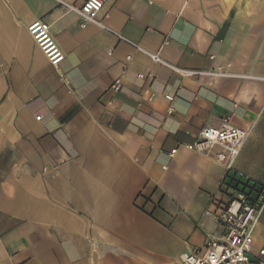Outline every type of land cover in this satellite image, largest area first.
<instances>
[{
	"label": "crops",
	"instance_id": "0c3cea01",
	"mask_svg": "<svg viewBox=\"0 0 264 264\" xmlns=\"http://www.w3.org/2000/svg\"><path fill=\"white\" fill-rule=\"evenodd\" d=\"M82 1L0 0V264H179L224 236L201 129L247 130L233 168L264 183V0H107L81 28Z\"/></svg>",
	"mask_w": 264,
	"mask_h": 264
},
{
	"label": "built area",
	"instance_id": "2783aa9c",
	"mask_svg": "<svg viewBox=\"0 0 264 264\" xmlns=\"http://www.w3.org/2000/svg\"><path fill=\"white\" fill-rule=\"evenodd\" d=\"M106 1L84 0L77 5H67V8L80 17V27L84 28L90 23H96V18ZM27 32L41 49L49 64L57 68L65 55L51 34L50 25L37 20L27 26ZM168 44V39H165L163 45ZM152 58L156 62L167 65L156 55H152ZM61 80L65 81L63 77ZM111 89L117 92L120 89L119 81H116ZM247 137V130L232 126L229 118L226 117L219 127L201 129L189 146L198 153H210L217 149L213 159L224 168L225 176L229 173L235 174L243 182L248 183L252 189L244 188V191H238L222 185L227 197L218 215V221L224 229L222 240L220 242L210 241L204 251L195 250L180 255L179 264L250 263L253 232L257 225L264 222V183L244 177L233 168ZM174 152L172 151L171 155ZM263 253L264 251L259 252L260 255Z\"/></svg>",
	"mask_w": 264,
	"mask_h": 264
},
{
	"label": "trees",
	"instance_id": "16d2710c",
	"mask_svg": "<svg viewBox=\"0 0 264 264\" xmlns=\"http://www.w3.org/2000/svg\"><path fill=\"white\" fill-rule=\"evenodd\" d=\"M222 185H224L226 188H231L238 191H244V188L252 189L251 186L248 185V183L243 182V180L239 177H237L235 174H227L223 180ZM226 193V191L224 190Z\"/></svg>",
	"mask_w": 264,
	"mask_h": 264
}]
</instances>
